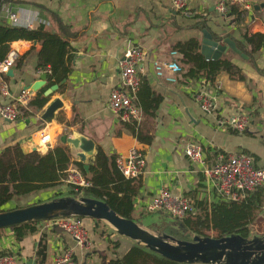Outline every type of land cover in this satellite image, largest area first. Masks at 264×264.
I'll return each instance as SVG.
<instances>
[{"label":"crops","instance_id":"1","mask_svg":"<svg viewBox=\"0 0 264 264\" xmlns=\"http://www.w3.org/2000/svg\"><path fill=\"white\" fill-rule=\"evenodd\" d=\"M217 3L218 0H189V6L198 12L195 16H185L172 6L171 0H0V20L10 24L7 10L12 9L18 13L21 24L31 22L30 27L44 24L50 30L61 32L59 22L62 21L70 32H81L70 39V70L65 83L48 96L42 108L30 105L39 89L26 87L39 79L42 71H47L38 63L42 44L30 39L10 42V47L19 49V55L30 52L23 65L14 67L15 74L8 75L11 91L17 94L21 88H30L33 94L17 120L0 117V154L15 144L25 152L33 151L36 146V150L45 153L57 144L67 143L73 160H80L81 149L62 141L63 133L72 136L84 133L91 137L95 152L102 147L108 154H119L136 146L145 154L147 165L141 175L133 177L136 188L133 215L150 228L163 218L161 212L147 210L146 203L163 186L195 201L219 200L212 182L202 171L203 165L193 162L185 154L184 146L188 141L200 142L207 164L216 160L219 151H225L252 154L257 165H264V40L259 46L244 40V31L248 35L264 33V0H254L241 22H236L230 13H219ZM257 4L261 6L256 7ZM203 21L207 26L197 25ZM203 27L215 37L231 35L244 43L245 49L240 48L247 57L230 48L222 55L227 53L243 68L245 79L232 78L223 71L211 85L203 83V77L199 81H185L183 69L175 74L176 79L167 77L172 75L170 70L164 75L157 73L156 61L176 59L177 54L172 53L174 44L193 36L201 40ZM132 44H139L147 51L141 72L143 81L137 92L143 118L135 123L143 134L153 136L151 142L139 141L130 125L108 102L110 91L121 85L119 58ZM49 85L48 79L42 88ZM199 90L211 96L214 104L211 111L201 108L196 97ZM56 97H61L64 104L56 109L51 120H46L44 110ZM0 98L7 99L1 92ZM236 111L251 114L247 130L238 131L218 123L219 117ZM45 125L52 134L51 142L48 147H39V129ZM70 187L63 180L58 185L26 194L14 192L3 207L69 195ZM47 221L23 223L22 237L17 236L13 226L2 227L0 253L13 251L18 264H53L58 249L71 245L78 264H108L135 242L107 221L97 222L85 216L84 224L92 239V246L86 248L79 246L65 231L46 225ZM261 227L263 230L264 223Z\"/></svg>","mask_w":264,"mask_h":264},{"label":"trees","instance_id":"2","mask_svg":"<svg viewBox=\"0 0 264 264\" xmlns=\"http://www.w3.org/2000/svg\"><path fill=\"white\" fill-rule=\"evenodd\" d=\"M234 15L236 22L244 20L242 10L233 6L229 12ZM60 23L61 32L53 31L44 24L37 27L26 25H14L0 20V60H2L10 49V42L16 39L37 40L42 44L38 52V63L43 68H51L48 71L49 84L60 81L67 76L70 70L69 60L70 39L77 37L81 32H70L68 26ZM206 21L198 26H207ZM218 37V36H217ZM244 40L252 42L257 46L264 40V33L258 32L248 35L244 31ZM239 47L245 49L244 43L238 39ZM257 42V43H256ZM176 50V60L183 68L185 81H199L204 78L203 83L215 84L221 72H227L232 78L245 79L243 68L234 62L227 53L218 58H206L201 52V40L190 37L178 40L173 47ZM234 51V50H233ZM30 52L20 54L15 66L25 63ZM7 77H9L7 75ZM143 75L141 76V83ZM141 85V84H140ZM44 88H40L32 98L31 107L42 108L49 97L44 94ZM139 141L151 142L152 135L143 134L135 122L126 121ZM117 154H108L102 147L95 153L91 163L89 175L92 185L75 189L72 185L69 193L74 196L86 195L106 200L111 207L120 214L139 220L133 215L136 188L133 178L126 177L116 164ZM76 165L85 173L84 162L73 160L71 146L67 143L57 144L47 152L38 150L25 152L19 144L7 146L0 154V210L5 209L3 205L9 201L14 192L26 194L33 190L58 185L66 176V169ZM87 174V173H86ZM196 209L178 220H164V224L158 223L151 228L158 232H168L179 238L191 239L188 232L201 235L221 236L231 233H241L251 236L254 232L248 223H253L259 215L264 212V186L245 194L242 200H229L220 197L216 201H195ZM162 215L167 214L162 211ZM168 215V214H167ZM169 216V215H168ZM84 217V216H83ZM170 217V216H169ZM171 218V217H170ZM22 224L13 225L18 237H22L25 231ZM2 227H0L1 229ZM206 229L213 232H206ZM108 264H210L202 262H181L171 259L153 250L146 244H134L121 256L110 259Z\"/></svg>","mask_w":264,"mask_h":264},{"label":"built area","instance_id":"3","mask_svg":"<svg viewBox=\"0 0 264 264\" xmlns=\"http://www.w3.org/2000/svg\"><path fill=\"white\" fill-rule=\"evenodd\" d=\"M172 6L180 10L185 16H195L198 10L189 6V0H171ZM254 0H218L217 10L219 13L228 14L235 6L246 13L252 8ZM7 16L14 25H26L30 27L31 22L21 24L19 15L12 9L7 10ZM45 23L46 20L41 19ZM175 54L176 50H172ZM19 56L17 47H10L6 56L0 60V92L7 99L0 98V117L7 120H17L22 114L23 105L28 104L33 91L30 88H21L20 92L14 94L11 91L7 77V70L15 67ZM147 58V51L139 44L129 45L119 58L121 85L115 86L109 94V106L124 121L139 123L143 118V110L137 101V92L141 84V76L144 62ZM156 71L164 75L170 70L172 75L169 79H176L175 74L183 68L176 59L157 60ZM47 71H51L48 67ZM201 108L206 111L213 109L211 96L204 90L196 92ZM251 114L246 111H236L218 118V123L223 126H230L238 131L247 130L251 124ZM52 134L47 126L39 129V147H48ZM185 154L196 163L203 165L202 171L210 179L216 193L229 200H242L245 194L264 186V165L255 163L254 156L246 152H225L219 151L216 160L207 164L203 146L198 141H188L184 146ZM116 164L122 173L133 178L141 175L147 165L145 154L133 146L127 152L119 153L116 156ZM66 176L63 178L75 189L92 185L90 177L78 166L71 164L66 169ZM219 197V198H220ZM264 207V205H263ZM147 210L162 211L173 218L181 219L190 212L195 211V199L191 196L175 193L169 187L163 186L155 192L146 203ZM46 225H59L63 231L74 237L79 246L90 248L92 239L90 232L84 224V217L81 215H63L53 217ZM0 264H18L17 256L13 251L0 253ZM53 264H78L75 258L74 246L59 248L55 254Z\"/></svg>","mask_w":264,"mask_h":264},{"label":"water","instance_id":"4","mask_svg":"<svg viewBox=\"0 0 264 264\" xmlns=\"http://www.w3.org/2000/svg\"><path fill=\"white\" fill-rule=\"evenodd\" d=\"M257 4L256 7H260ZM201 52L206 58H218L229 48L247 57L248 55L239 47L231 35L214 36L206 27L202 28ZM222 37V38H221ZM34 42H37L34 40ZM15 74L14 67L7 70V75ZM48 81V72L42 71L40 78L26 87L40 89ZM66 81V77L49 85L44 94L52 95ZM61 97H56L44 110L43 117L51 120L56 114V109L63 106ZM64 142L80 148V160L84 162L87 175L91 173V163L95 158V141L79 133L72 136L67 133L61 135ZM25 150V149H24ZM36 150V146L32 149ZM89 156V160L87 157ZM63 215H81L105 220L117 232L127 235L138 243L146 244L153 250L171 259L181 262H202L210 264H264V234L254 233L245 236L241 233H231L221 236L201 235L188 232L192 238H179L168 232H156L131 217L120 214L109 203L97 197L86 195H59L43 201L33 202L12 208L0 210V227L13 226L30 221L51 219ZM248 226L251 223L247 224ZM55 228L63 230L55 224Z\"/></svg>","mask_w":264,"mask_h":264},{"label":"rangeland","instance_id":"5","mask_svg":"<svg viewBox=\"0 0 264 264\" xmlns=\"http://www.w3.org/2000/svg\"><path fill=\"white\" fill-rule=\"evenodd\" d=\"M170 216V215H169ZM167 214H164L161 216L163 218V221L161 222V224H164V220H178L177 218H173V217H169ZM85 217V216H84ZM264 212L258 216V218L253 222L251 223V228H252V231L254 230V233H259L257 232L258 230H262V227H261V223H264ZM255 225V227H253V225ZM257 228V229H256ZM153 229V228H152ZM154 231L158 232V230H155L153 229ZM206 232H213L212 230H209V229H206ZM193 233V232H191ZM259 234H264V229L262 230V232H260Z\"/></svg>","mask_w":264,"mask_h":264}]
</instances>
